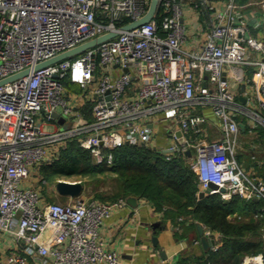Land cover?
Segmentation results:
<instances>
[{"label": "built area", "instance_id": "1", "mask_svg": "<svg viewBox=\"0 0 264 264\" xmlns=\"http://www.w3.org/2000/svg\"><path fill=\"white\" fill-rule=\"evenodd\" d=\"M186 1L159 0L150 20L126 29L151 0H0V80L29 69L0 84V241L6 236L18 244L9 246L0 264H28L30 257L40 264L120 262L100 227L115 209L128 205L127 197L100 200L83 188L60 202L47 200L29 182L33 166L52 162L71 138L90 149L98 163L112 164V149L125 143L152 146L169 160L189 156L198 193L214 182L218 187L209 192L225 200L234 195L261 200L254 215H264V176L238 158L244 119L251 130L264 126V38L249 33L245 4L227 0L204 41L193 45ZM251 2L264 19V0ZM110 31L117 34L36 67ZM237 65L253 68L245 101L233 85ZM65 79L91 100V117H85ZM201 108L215 114L219 137L205 131L208 114ZM53 111L64 118L62 128L47 127L60 118L52 119ZM262 231L264 238V226ZM204 234L215 238L216 250L220 232L206 225ZM244 264H264V253L245 254Z\"/></svg>", "mask_w": 264, "mask_h": 264}, {"label": "trees", "instance_id": "2", "mask_svg": "<svg viewBox=\"0 0 264 264\" xmlns=\"http://www.w3.org/2000/svg\"><path fill=\"white\" fill-rule=\"evenodd\" d=\"M161 17L159 9L157 18ZM65 84L68 88L74 83L65 79ZM112 152V164L98 163L90 149L83 147L77 138H71L60 147L52 162L42 163L39 168L46 181L55 177L83 176L86 179L115 173L117 190L107 196L98 193L94 198L111 200L136 195L147 199L157 210H162L165 217L177 223L196 220L219 231V247L208 250L201 264H239L246 253L264 250V215L240 221L230 218L235 211L259 212L261 200H245L237 195L225 200L219 193L200 196L198 175L188 160L166 159L152 146L125 143Z\"/></svg>", "mask_w": 264, "mask_h": 264}, {"label": "crops", "instance_id": "3", "mask_svg": "<svg viewBox=\"0 0 264 264\" xmlns=\"http://www.w3.org/2000/svg\"><path fill=\"white\" fill-rule=\"evenodd\" d=\"M226 1L210 0V3H202L200 0L186 1L185 21L189 27V42L198 46L204 41L208 31L216 22V10L223 8ZM237 1L240 4H245L243 15L249 21V33L264 38V19H262L261 8L255 2H251V0ZM243 69L247 70L246 76L239 77ZM235 71L236 78L233 79V85L240 97L247 86V78L252 75L253 68L248 65H237ZM68 89L69 92L78 96L77 101L83 104L85 117H91L92 102L81 96L83 92L81 86L74 83ZM200 111L203 113L205 111L208 114V121L204 125L205 131L210 137H219L220 128L215 114L210 108H201ZM244 121L247 122L245 119ZM63 122L64 120L60 118L54 120V122H51L53 124L51 129L56 127L62 128ZM245 122H242L245 124V127H241V132H249L255 136V141L264 142V126L257 125L251 130ZM260 156L258 154L253 158L244 152L241 145L238 148L240 163L244 167L264 176V155H262L263 157ZM186 159L188 160L189 156ZM59 178L57 177L56 181ZM29 182L30 184L38 185L46 199L49 200L50 195H48L45 186L48 181H44L42 172L37 166H33ZM210 193L218 192H206L204 195ZM61 195L69 197L64 194ZM199 223L202 222L186 220L183 223H177L171 217H165L164 212L157 210L147 199L138 198L136 205L128 202V205L115 209L111 216L101 225L100 234L104 238L106 246L118 252L120 258L118 264H201L200 262L206 255L205 253L212 249V245L209 248L204 246L198 228ZM203 225L204 227L206 226L205 224ZM195 239H200V242H195ZM9 246L17 248L18 244L6 236L2 237L0 241V259L6 257L4 252L8 251ZM28 264L40 263L37 258L30 257ZM96 264L112 263L104 261Z\"/></svg>", "mask_w": 264, "mask_h": 264}, {"label": "water", "instance_id": "4", "mask_svg": "<svg viewBox=\"0 0 264 264\" xmlns=\"http://www.w3.org/2000/svg\"><path fill=\"white\" fill-rule=\"evenodd\" d=\"M158 3H159V0H151L148 10L143 16H141L140 18H138V19L126 24V25H124L123 27L128 29V28L134 27L136 25H139V24H141L143 22H146V21L150 20L154 16V14H155V12L157 10ZM116 34H117L116 31H110V32H107L105 34L99 35V36H97L95 38H92L90 40H87V41H85V42H83V43H81V44H79L77 46H74V47H72V48H70L68 50L60 52V53H58L57 55H55V56H53L51 58H48V59H46V60H44L42 62H39L36 65V67L38 68V67H41V66H45V65L60 61V60H62L64 58L70 57L72 55H75V54H77V53H79V52H81V51H83V50H85V49H87V48H89L91 46L96 45L99 42H102V41H104L106 39H109L112 36H115ZM28 72H29V69H25L23 71L17 72V73H15V74L7 77V78H4V79L0 80V84L5 82V81H7V80H11V79H14L16 77H19V76H21L23 74H26ZM240 98L243 101L246 100V97L243 94L240 96ZM57 117H60L59 112L58 111H53L52 112V119H55ZM60 119L62 120L64 118L60 117ZM241 127L244 128L245 124L241 123ZM178 134H181L180 130L178 131ZM188 153H191V152L188 151ZM55 187H56V190L59 193L64 194V195H68L70 197H75V196H78V195L81 194V192L83 191V188H84V184L80 180L72 181V180H67V179H58L56 181V183H55ZM217 187H218V185L216 183L211 182L210 183V187L207 188L206 190H202L200 192V195L202 196L206 192H209L210 188H217ZM221 189L223 190L224 188H221ZM127 200H128L129 203H132V204L136 205L137 201H138V198H137L136 195H129V196H127ZM198 228H199V232H200V235H201V240H202V242H203V244H204V246L206 248H209L211 245L216 243L215 238L207 237L204 234V225L202 223L198 224Z\"/></svg>", "mask_w": 264, "mask_h": 264}, {"label": "rangeland", "instance_id": "5", "mask_svg": "<svg viewBox=\"0 0 264 264\" xmlns=\"http://www.w3.org/2000/svg\"><path fill=\"white\" fill-rule=\"evenodd\" d=\"M261 13L262 10H260ZM45 120H47L44 117ZM49 121V120H47ZM51 122L47 123V127L51 128L53 127V124H50ZM68 125H71V122L68 121ZM253 134H250L249 132L242 131L241 132V147L243 148L244 152L248 155H251L253 158L256 157V155H261L260 157H263L264 155V142L261 141H255L256 139L254 138ZM258 146H256V145ZM254 145V147H253ZM115 173H107L105 175H97V176H87L86 179H84L83 176H74V177H60V178H65L69 180L73 179H79L81 181L86 180L84 182V191L86 193V196H96L98 193L103 194L104 196L111 195L117 190V183L116 180L113 178V175ZM56 178L51 179L46 183V190L48 195L53 198L55 201H60V202H67L69 201V197H66L65 200L63 199V196L59 194L56 189H55V182ZM61 195V196H60ZM253 214V215H251ZM251 214L249 213H244L243 211H235L233 214L230 215V218H232L235 221H240L243 219H249L254 215V212ZM264 253L263 251H260ZM248 254V253H246ZM244 256H242L240 263L239 264H244Z\"/></svg>", "mask_w": 264, "mask_h": 264}]
</instances>
